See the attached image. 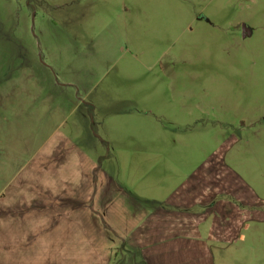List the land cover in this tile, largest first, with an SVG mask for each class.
<instances>
[{"label":"rangeland","instance_id":"1","mask_svg":"<svg viewBox=\"0 0 264 264\" xmlns=\"http://www.w3.org/2000/svg\"><path fill=\"white\" fill-rule=\"evenodd\" d=\"M147 153L264 201V0H0V264L108 244L86 220L103 185L148 194ZM250 226L230 264H264Z\"/></svg>","mask_w":264,"mask_h":264},{"label":"crops","instance_id":"2","mask_svg":"<svg viewBox=\"0 0 264 264\" xmlns=\"http://www.w3.org/2000/svg\"><path fill=\"white\" fill-rule=\"evenodd\" d=\"M181 157L147 153L148 194L103 185L101 228L88 218L84 234L112 239L86 247L83 261L73 257V264H230L236 244L254 236L250 222H264V201L223 159L189 170L179 168Z\"/></svg>","mask_w":264,"mask_h":264},{"label":"water","instance_id":"3","mask_svg":"<svg viewBox=\"0 0 264 264\" xmlns=\"http://www.w3.org/2000/svg\"><path fill=\"white\" fill-rule=\"evenodd\" d=\"M248 33V28L244 24H242V36L245 37V35H247Z\"/></svg>","mask_w":264,"mask_h":264}]
</instances>
